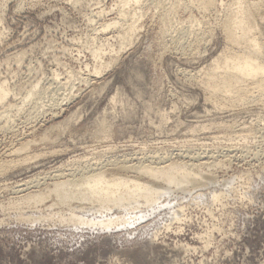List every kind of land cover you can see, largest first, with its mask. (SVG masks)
<instances>
[{
	"label": "rangeland",
	"instance_id": "374dc122",
	"mask_svg": "<svg viewBox=\"0 0 264 264\" xmlns=\"http://www.w3.org/2000/svg\"><path fill=\"white\" fill-rule=\"evenodd\" d=\"M243 2L264 26V0H0V166L13 163L0 175V264H264V94L230 107L203 89ZM168 163L211 180L170 187L153 207L9 206L87 164L143 185L121 166ZM70 214L90 223L61 221Z\"/></svg>",
	"mask_w": 264,
	"mask_h": 264
},
{
	"label": "bare ground",
	"instance_id": "6f19581e",
	"mask_svg": "<svg viewBox=\"0 0 264 264\" xmlns=\"http://www.w3.org/2000/svg\"><path fill=\"white\" fill-rule=\"evenodd\" d=\"M133 1L134 3L139 2V0ZM198 1L206 8L215 7L218 2L222 5L223 2V0ZM260 15L261 10L257 4L243 2L242 5L239 7L235 17H229L224 21L223 26L221 28L226 48L224 63L221 66L216 65L211 71L205 73L204 75V91L209 95V97L214 98L217 101H224V103L226 105H230V107L241 105V98H245V101L253 102L255 93L263 92L264 94V26L258 23ZM111 26L113 25H103L100 30L103 33L110 29ZM124 42L125 40L121 42L120 48L123 47ZM103 47L104 44H101L99 52L102 51ZM99 52H97V50L94 51V54H92V56H94V58H98L100 55ZM95 74L98 75V73ZM9 92L10 91L6 87L5 82L0 81V107L6 106L4 104L10 96ZM33 96H35V93L34 90L31 89L28 92L25 101L30 100V98H32ZM236 98H239V100H236ZM6 108H12V105H7ZM12 109L8 111L10 112ZM38 113L39 112H37V114ZM7 125L5 124V126ZM28 146L29 143H26L23 146L21 145L19 150L17 149L18 151L16 149L14 150H16L18 153L23 154V152L28 151ZM12 164H7L8 167H6V165L0 166V175H2V172L4 173L3 170H5L6 168H11ZM15 165L17 166V164ZM88 165L89 164L84 166V169L82 168L80 170L79 177H75L77 180H75L73 176L72 179L58 181L52 186L50 190H48L47 194H45L44 192L25 193L26 191H23L25 194H23V196L21 195L20 197L18 196L17 199L15 198L16 201H14L13 203L11 202L9 206L16 210H19V208L23 205L30 206L33 204H42L45 202L46 199L51 197L56 203V205L61 207H71L73 203H79L81 205H96V207H99L103 210H107L114 206L125 210L126 208H130L133 203L137 202H141L147 205L148 207H153L159 197L166 194L167 190H169L170 187L180 188L182 186L190 185H205L206 183H208L209 180H211L209 176L197 174L199 176L196 177V173L194 174L195 176L192 175L193 173L191 174L189 172L192 170L188 169V171L187 168L189 167L186 168V166H181V164L169 165L168 163V165L166 166L160 165L161 167L159 166L155 168L136 167L135 165L130 167L133 164L129 165V167H126L124 165L121 166L122 170H127L131 173L135 172L139 176L147 177L150 180L149 183L142 185L121 177H112L110 179H107L104 176V173L97 174L98 171H91V167H89ZM195 166H197V164ZM32 183V181H25V184H20L21 186H17V188L24 186V188L22 189L24 190L27 188L26 190H28L29 185ZM163 186H166L167 189L162 190L164 189ZM20 189H18V192L22 191ZM219 198V195L213 196L214 200H218ZM119 220L120 219L105 220L103 222H99V226L104 229H108L111 225H115L117 222H119ZM61 221L64 223H73L78 226L90 223L85 221L81 217L75 216L74 214H70L67 218H61Z\"/></svg>",
	"mask_w": 264,
	"mask_h": 264
}]
</instances>
